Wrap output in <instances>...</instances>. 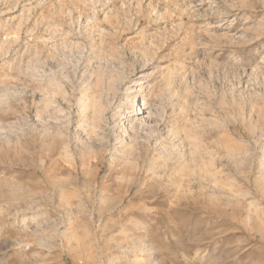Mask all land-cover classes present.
<instances>
[{
    "label": "rangeland",
    "instance_id": "374dc122",
    "mask_svg": "<svg viewBox=\"0 0 264 264\" xmlns=\"http://www.w3.org/2000/svg\"><path fill=\"white\" fill-rule=\"evenodd\" d=\"M0 264H264V0H0Z\"/></svg>",
    "mask_w": 264,
    "mask_h": 264
}]
</instances>
